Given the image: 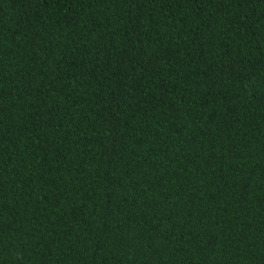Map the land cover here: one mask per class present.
<instances>
[{
    "label": "trees",
    "instance_id": "16d2710c",
    "mask_svg": "<svg viewBox=\"0 0 264 264\" xmlns=\"http://www.w3.org/2000/svg\"><path fill=\"white\" fill-rule=\"evenodd\" d=\"M0 264H264V0H0Z\"/></svg>",
    "mask_w": 264,
    "mask_h": 264
}]
</instances>
